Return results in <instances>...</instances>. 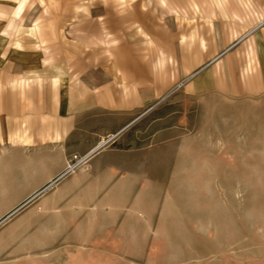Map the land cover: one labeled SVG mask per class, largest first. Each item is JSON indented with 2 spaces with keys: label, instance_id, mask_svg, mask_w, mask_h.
I'll return each instance as SVG.
<instances>
[{
  "label": "crops",
  "instance_id": "obj_1",
  "mask_svg": "<svg viewBox=\"0 0 264 264\" xmlns=\"http://www.w3.org/2000/svg\"><path fill=\"white\" fill-rule=\"evenodd\" d=\"M128 1L129 10L102 13L104 28L119 41L112 57L98 51L97 8L70 30L75 43L66 35L54 46L58 55L43 51L41 60L18 59L19 40L3 41L0 17V264H40L36 257L50 264L51 256L67 255V242L108 241L124 231L123 211L143 199L136 193L159 185L161 158L155 148L124 149L113 140L130 127L132 113L154 107L163 95L161 60H187L179 49L221 50L207 59L224 67L219 89L227 96L264 94V0ZM22 8L21 2L4 34L18 32ZM189 17L197 18L195 26ZM43 47L51 46L46 41ZM245 60L255 65L252 73L240 71L249 69ZM99 63L112 66L100 84L92 78ZM120 63L128 66L122 74L113 67ZM208 79L204 74L189 87L205 90ZM228 81H235L234 94L225 89ZM99 115L109 130L107 144L113 142L109 148L99 143L106 136L99 134ZM72 156L84 158V165L67 172Z\"/></svg>",
  "mask_w": 264,
  "mask_h": 264
},
{
  "label": "rangeland",
  "instance_id": "obj_2",
  "mask_svg": "<svg viewBox=\"0 0 264 264\" xmlns=\"http://www.w3.org/2000/svg\"><path fill=\"white\" fill-rule=\"evenodd\" d=\"M21 2V17L15 22L18 32L4 34ZM154 3L147 1L148 5ZM132 5L128 0L122 4L117 0H0L3 41L19 40V60H41L43 51L52 58L54 46L64 36L76 42L70 30L97 8L98 51L101 58L112 57L119 41L104 28L102 13L107 8L121 13ZM169 19L165 23L169 24ZM178 19L179 24L184 22L181 16ZM189 19L195 26L197 18ZM46 41L51 47L44 49ZM66 50L63 53L71 52ZM219 51L179 49L187 60H161L158 84L163 95L154 107L148 104L132 113L135 121L113 140L124 149L155 148L161 158L159 185L154 192L136 193L143 199L138 205L131 202L123 211L124 231L112 240L67 242V255L51 256L50 264H264V94L237 96L235 81H228L227 88L222 82L234 95L224 94L218 86L224 67L220 60L211 64L207 60L210 53ZM235 51L230 50L231 54ZM150 64L154 72V64ZM245 66L240 71L252 73L255 69L251 63L249 69ZM110 67L99 63L92 78L98 76L102 83ZM113 67L122 74L128 66L120 63ZM204 74L211 80L205 90L190 89ZM82 75L90 78L91 73L83 71ZM105 122L99 115V134L106 135L99 143L106 142L104 147L109 148L113 142L107 144ZM73 157L70 166L81 162L78 169L84 165V158ZM94 244H100L103 251L97 253ZM46 259L36 257V262L43 264Z\"/></svg>",
  "mask_w": 264,
  "mask_h": 264
},
{
  "label": "built area",
  "instance_id": "obj_3",
  "mask_svg": "<svg viewBox=\"0 0 264 264\" xmlns=\"http://www.w3.org/2000/svg\"><path fill=\"white\" fill-rule=\"evenodd\" d=\"M73 159H76V157L74 156L73 157ZM81 162H79V163H77L76 165H74V166H68V170H67V172H70V171H72L73 169H75L76 168V166H78L79 164H80ZM50 186L48 185V186H46L44 189H47V188H49Z\"/></svg>",
  "mask_w": 264,
  "mask_h": 264
}]
</instances>
